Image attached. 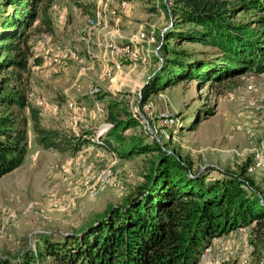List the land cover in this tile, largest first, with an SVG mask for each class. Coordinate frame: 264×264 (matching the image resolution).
<instances>
[{
	"label": "trees",
	"instance_id": "obj_1",
	"mask_svg": "<svg viewBox=\"0 0 264 264\" xmlns=\"http://www.w3.org/2000/svg\"><path fill=\"white\" fill-rule=\"evenodd\" d=\"M56 1L0 0V178L23 164L29 126L40 148L59 154L75 155L93 144L119 159L157 155L147 183L80 236L41 234L42 245L35 252L0 255V264H199L213 239L248 227L257 264H264V203L251 182L242 178L245 171L208 180L203 173H190L186 163L165 154L156 142H146L144 133L126 138L124 132L141 127L142 121L116 100L106 105L109 126L96 135L42 124L40 109L30 104L27 93L29 31L40 15L45 32L52 33L48 13ZM171 3L158 67L141 90L140 104L183 82L212 87L248 72L264 73V0ZM90 6L79 8L86 14ZM242 13L250 15L238 20ZM188 45L209 51L184 47Z\"/></svg>",
	"mask_w": 264,
	"mask_h": 264
},
{
	"label": "rangeland",
	"instance_id": "obj_2",
	"mask_svg": "<svg viewBox=\"0 0 264 264\" xmlns=\"http://www.w3.org/2000/svg\"><path fill=\"white\" fill-rule=\"evenodd\" d=\"M86 1L89 0H60L58 8H52L48 13L51 18L59 8L69 10V39L77 45L80 44L76 40L77 33L85 26L87 18L93 15L91 9L95 8L97 0H90V12L84 14L79 5ZM118 2L119 0H111L112 4L108 9L117 7ZM131 5L133 8L127 17L114 9V18L120 16L119 23L124 20L132 23L131 29L126 33L130 36L128 39L143 26L147 33L154 30L157 36V42L148 50L160 48V39L165 32L163 30L170 23L167 8L163 7L162 1L156 7L155 0H136ZM78 9L84 21L80 23L76 18L71 23L73 18L70 15ZM249 15L250 13L245 17L242 13L237 19L245 20ZM106 18L107 28L111 30L113 24L108 14ZM124 29L126 27L119 31ZM50 36L45 32L39 15L29 31L32 56L27 93L34 95L29 102L40 109L43 125L96 135L101 128L109 126L106 114L108 101L122 102L126 109L138 115L142 121L141 127L124 132L126 138L139 137L144 133L146 142H156L165 154L176 156L186 163L190 167V173H203L208 180L221 178L224 172L240 176L245 171L242 178L251 182L264 203V168L256 166L259 159H264V129L247 116L248 103L252 99L264 106V73L248 72L212 87L209 83L183 82L152 95L142 105L137 95H141V88L156 71L158 60L126 61L121 75L117 74L113 81L101 79L97 74L93 81L85 79L83 84L82 80L86 78L84 75L92 70V63L81 65L70 61L65 65L70 69L69 80L55 82L58 72L53 74L49 68L40 67L45 56H52L50 50L46 55L41 50V39L50 38V43L61 42V39ZM184 47L198 52L209 51L200 46ZM79 55L84 56L82 52ZM35 59H38L36 65ZM76 79L79 81L76 86L81 83L80 98L77 100L86 107V112L77 125L72 122L67 107L69 94L75 93L69 86ZM93 83L101 88L96 99L83 95ZM112 83L118 85V92H108L107 87ZM248 86L251 87L250 90L247 89ZM95 100L104 107L103 113L96 111ZM164 111L174 114L176 125L165 126L158 119L159 113ZM25 113L28 114L27 111ZM261 116L264 117V109ZM28 135L29 145L23 164L0 178V255L14 257L28 249L35 252L42 245L39 240L41 234L50 237L80 236L89 226L101 220L109 209L122 206L129 196L147 183L151 161L157 155L148 153L132 159H119L113 153L93 144L84 146L75 155L59 154L40 148L34 141L30 126ZM109 165L113 167L110 183L99 189L96 197L87 196L81 186L85 174L88 171L97 173ZM250 236L251 228L248 227L213 239L199 264H257Z\"/></svg>",
	"mask_w": 264,
	"mask_h": 264
},
{
	"label": "built area",
	"instance_id": "obj_3",
	"mask_svg": "<svg viewBox=\"0 0 264 264\" xmlns=\"http://www.w3.org/2000/svg\"><path fill=\"white\" fill-rule=\"evenodd\" d=\"M110 1L111 0H97L95 2L96 9L93 12V15L87 18L85 26L80 29L81 31L78 34V41L85 44L87 47L94 45L95 47L102 49L99 53V57H96V60L104 63L102 77L113 81L115 76L122 72L124 63L126 61L145 62L147 59H158L159 56L157 51L159 47H156V49L152 51L148 50L151 45H155L157 42V36L154 30L147 33L143 26H140L137 33L130 39H127L126 42L119 38H111L105 42L97 40L95 32L104 29L107 25L106 12H109V14L113 16L115 23H119L120 16L114 18V15H116V11L114 9H118V13L122 15L126 12H130L133 8L131 1L119 0L116 8L108 9ZM160 1H162L163 5L169 11L172 4L171 0H155L156 7L159 6L158 4ZM160 11L162 12V10ZM61 18L64 19L65 14H62ZM51 50L52 56L45 59L47 62L46 67L49 68L51 72H54L56 67L65 66L70 61L77 62L81 65L89 63V60L87 61L88 58L80 56L77 50H75L72 40L67 39L60 45L52 46ZM109 52L113 59L107 64L106 53ZM90 63L92 62L90 61ZM82 70L84 71L85 69L82 68ZM81 73L82 72L79 73V77L81 76ZM247 89L250 90L251 87L248 86ZM100 92L101 88L93 83L88 89L87 97L90 99H96ZM33 96V94H29L28 100L30 101ZM137 98L141 99L140 93H138ZM94 106L96 111L99 113H103L105 111L104 107L98 100H95ZM67 107L70 110L72 122L75 125L80 123L82 115L86 112L84 103L78 102L76 99L69 98ZM263 109V104H261L256 99H252L248 103L247 116L255 124L264 129V117L261 116ZM158 119L165 126H172L176 125L177 123L174 114L168 111L159 113ZM256 166L264 168V159H259L256 163ZM112 178L113 167L112 165H109L97 173L88 171L84 176L81 186L87 196L96 197L98 195L99 189L108 185Z\"/></svg>",
	"mask_w": 264,
	"mask_h": 264
},
{
	"label": "crops",
	"instance_id": "obj_4",
	"mask_svg": "<svg viewBox=\"0 0 264 264\" xmlns=\"http://www.w3.org/2000/svg\"><path fill=\"white\" fill-rule=\"evenodd\" d=\"M59 1L60 0H58V1L53 3V5L51 7V10H52V8L53 9L58 8V5L61 4ZM89 2H90V0L86 1L83 4L89 5L90 4ZM56 3H58V4L56 5ZM111 4L112 3L110 1V5ZM94 6H95V8L91 9V10H93V12L96 9V4H94ZM114 8H116V7H114ZM130 13L131 12H126V13H124V15L127 17V16L130 15ZM62 14H65V18L64 19L61 18ZM81 14L82 13L78 9L74 14L70 15L73 18L71 23H73V21H75L76 18H77V21H80V23H82L84 21V17H82ZM106 14H108L109 19H110V21L113 24V28L111 30H108V28H107L108 25H106V27L104 29L96 31L95 32V36H97V40L105 42V41H107V40H109L111 38L112 39L119 38V39H122V40H124L126 42L127 39L130 37L128 34H126L127 31H129V29H131L130 26H131L132 23L130 22V20L129 21L128 20H124L121 23H115L114 19L110 16L109 12H106ZM50 19H51V22H52V33L50 34L51 35L50 37H52V35H53L54 36L53 38L61 39V42H60V40H59V42H56L55 39H54L55 43H53V42L50 43V40H51L50 38H42L41 40H42L43 44H41V46L42 47L45 46L44 44L47 45V46H45L43 48L41 47V50H44L43 52H44L45 55L48 54L47 52H49V50H50V52H52V50H51L52 46L60 45L65 40L69 39V10L67 8H64V7L62 9L59 8V10L53 12V17H51ZM106 21H107V18H106ZM74 24H76V22ZM83 25H84V23H83ZM124 27H126V29H124L122 31H119V29H122ZM77 34H79V33H77ZM47 36H49V35H47ZM69 40H72V39H69ZM76 40H77V42H79L78 41V36H77ZM119 41H121V40H119ZM48 42L50 44H48ZM73 45H74L75 50H77L78 53L82 52V54L85 57L88 58L89 62L90 61L92 62V67H90V68H92V70L88 71V73L86 75H84L86 78H84L82 80V84H83V82L85 83V79L89 80V82H90V80L93 81L95 75H97V74H99V78L104 79L102 77L104 63L99 62L98 60H96V57H99V53L101 52L102 49H99L98 47H95L94 45H91L90 47H87L83 43H80L78 45L73 43ZM77 46H78V48H77ZM45 59H46V56H45ZM112 59L113 58H112L110 52L106 53L107 64L109 62H111ZM46 66H47V62L45 60L40 67H43L45 69ZM55 72H58V74H59L58 76L55 77V80H54L55 82H57V81L60 82L62 80H64V81L69 80L70 69L68 67H66V66L56 67L54 72H52V73L54 74ZM121 73H120V75H121ZM77 82H79L78 79L74 80V83H72L69 86V89L70 90L74 89L75 93L69 94V96H68L69 98H73V99H76V100L80 98V95H79L80 93L79 92H80V88H81V83H80V85L78 84L76 86ZM112 84L113 85H111V84L108 85V87H107L108 92H118L119 91L118 85H116V84L114 85V83H112ZM87 92L83 93V95L87 96ZM85 102H87V101H85ZM39 103H41V101ZM47 127H49V126H47Z\"/></svg>",
	"mask_w": 264,
	"mask_h": 264
},
{
	"label": "water",
	"instance_id": "obj_5",
	"mask_svg": "<svg viewBox=\"0 0 264 264\" xmlns=\"http://www.w3.org/2000/svg\"><path fill=\"white\" fill-rule=\"evenodd\" d=\"M165 30H166V28L163 30V32H164ZM141 89H142V88H141ZM141 89H140V90H141ZM147 125H148V123H147Z\"/></svg>",
	"mask_w": 264,
	"mask_h": 264
}]
</instances>
